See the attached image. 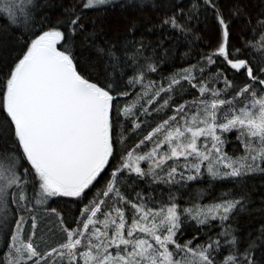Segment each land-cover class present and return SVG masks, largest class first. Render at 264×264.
I'll list each match as a JSON object with an SVG mask.
<instances>
[{
	"label": "snow or ice",
	"instance_id": "1",
	"mask_svg": "<svg viewBox=\"0 0 264 264\" xmlns=\"http://www.w3.org/2000/svg\"><path fill=\"white\" fill-rule=\"evenodd\" d=\"M0 264H264V0H0Z\"/></svg>",
	"mask_w": 264,
	"mask_h": 264
}]
</instances>
